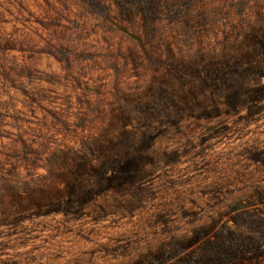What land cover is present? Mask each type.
<instances>
[{"label":"rangeland","instance_id":"rangeland-1","mask_svg":"<svg viewBox=\"0 0 264 264\" xmlns=\"http://www.w3.org/2000/svg\"><path fill=\"white\" fill-rule=\"evenodd\" d=\"M104 1L0 0V264H264V0Z\"/></svg>","mask_w":264,"mask_h":264},{"label":"trees","instance_id":"trees-1","mask_svg":"<svg viewBox=\"0 0 264 264\" xmlns=\"http://www.w3.org/2000/svg\"><path fill=\"white\" fill-rule=\"evenodd\" d=\"M84 1L89 5V7L91 8L92 11L96 12L97 14L101 15L102 17H104L106 19L113 20V18H112L113 8L109 3L105 2L104 0H84ZM116 3L118 4L116 10L121 11L122 8L120 7V4L118 2H116ZM132 35L138 41H140V42L142 41L141 37L138 34L132 33Z\"/></svg>","mask_w":264,"mask_h":264}]
</instances>
